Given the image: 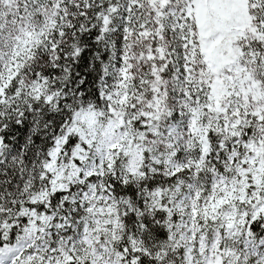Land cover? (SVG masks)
<instances>
[{
    "label": "snow or ice",
    "instance_id": "6c2138e0",
    "mask_svg": "<svg viewBox=\"0 0 264 264\" xmlns=\"http://www.w3.org/2000/svg\"><path fill=\"white\" fill-rule=\"evenodd\" d=\"M0 264H264V0H0Z\"/></svg>",
    "mask_w": 264,
    "mask_h": 264
}]
</instances>
